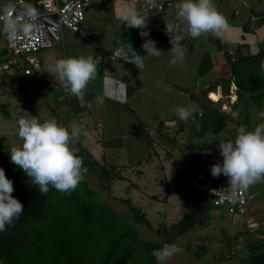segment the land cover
I'll return each instance as SVG.
<instances>
[{"label": "crops", "instance_id": "1", "mask_svg": "<svg viewBox=\"0 0 264 264\" xmlns=\"http://www.w3.org/2000/svg\"><path fill=\"white\" fill-rule=\"evenodd\" d=\"M17 2H19V6L23 9L27 10L30 8L37 11L31 0H0V13H4ZM84 2V36L74 34L73 39L66 40L63 38L61 30V44L48 49L51 51L45 50L47 51V55H40L39 58L34 55V58H37L40 64V72L33 76L35 80L36 76H40L46 82L53 83L62 88L56 76L49 72V68L57 60L88 56H92L94 59L101 55H113L115 57V48L119 45L129 44L136 54L143 57L147 53L142 48V45L146 41L151 40L155 42L156 48L163 53L159 57H144V66L138 69L133 63H128L123 59L118 60L115 57L109 63V70L105 75L108 77V80H101L97 77L92 80L91 85L86 88L84 100L80 101L76 99L79 105L85 106L83 110L91 114L90 108L87 106V98H95L97 96L103 98V104H99L96 99L94 102L97 113L94 116L95 123L104 121L102 124H106L105 121L108 115H122L124 119L128 120V127L133 128L134 120H136V127L143 128L146 124L145 121L154 124V119H159L158 116L154 115V108L163 106L167 110L168 115L165 119L160 117L162 120L157 123V133L161 134L162 131H165L166 135L162 134L161 137L175 139V141L176 139H180L181 143L183 141L184 146L185 144H191L193 141L184 140L187 135L184 133L185 128L182 127L190 124L194 125L196 119L194 118L192 121L191 117L187 123L179 120L176 115V108H189L192 110V116L195 117V113L199 116L203 112L200 105L204 102L200 99L204 94L203 91L208 85L215 83V87L221 86L223 89L225 98L223 99L222 107L224 111L231 115L230 119H232L212 129L215 132L216 129L219 130L221 128L219 130L220 133L226 136L224 142L229 141V139L234 141L237 129L242 125L247 130H253L256 125L264 123L258 116V109L248 101L245 94H243L241 100H237L234 83H230L227 87L221 81V79H226L230 76L229 59L233 61L238 54L254 55L264 50V37H262V40H254L248 36V34L253 33L251 32L252 29L258 30L260 26H264V0H213L216 9H224L223 15L231 18L229 25L232 29L234 27L235 35L229 34L227 30L219 36L208 34L202 35L204 37L201 40L199 38L193 39L184 33L183 26L181 25L173 33H169L170 36L182 37L180 44L185 50L183 61H177L175 65L170 63L171 59H173L169 54V50L172 47L169 42L171 37L166 33L165 25L179 23L176 14L178 10L177 5L181 0H155L156 4H161L163 8L160 11L150 13L142 12L139 10V7L142 4L151 3V0H84ZM220 4H222V7ZM125 9L135 11L147 19L146 28L132 29L123 26L121 15ZM227 21L229 22L228 19ZM239 29H241L242 33H247L248 42L245 39V35L242 33L238 34ZM141 31H146L148 35L142 37L140 35ZM200 42H207V44H211L212 46L207 45L209 46L208 48L202 47L199 45ZM251 42L253 44L258 43L255 51L249 48ZM193 49H198L199 51L192 55ZM203 57H208L209 66H207L208 70L205 74H200L198 65L203 60ZM262 66H264V60L261 63V71L264 74ZM96 76L102 77L103 75L97 72ZM230 93L232 97L229 100L227 96ZM213 98L217 99V96L213 95ZM234 98L237 101L233 107ZM161 101L163 105L160 104ZM201 101L202 103H200ZM197 122L195 123L197 124ZM114 125L116 124L109 123L105 125L107 129L111 128L110 130L106 129V133H112V137H114L112 139H121V132L112 130ZM200 163L205 165V168L202 170L211 174V166L222 163V157L216 153L212 157L203 156ZM218 178L227 181V177L223 175H220ZM262 189L264 190V187L260 182L245 190L249 198V207L246 213L248 218L246 226L248 228L245 226L247 230L243 232L247 239L245 242L249 239H264V209H262V206H264V192ZM252 201L253 203L250 204ZM231 224L233 225V221H231ZM250 234L251 236H249ZM234 235L236 238L240 237L241 232L238 230Z\"/></svg>", "mask_w": 264, "mask_h": 264}, {"label": "trees", "instance_id": "2", "mask_svg": "<svg viewBox=\"0 0 264 264\" xmlns=\"http://www.w3.org/2000/svg\"><path fill=\"white\" fill-rule=\"evenodd\" d=\"M202 59L199 73L205 74L209 61L208 57ZM263 60L264 50L254 55L238 54L233 61L229 59V78L221 79L227 87L234 83L237 100H241L245 94L259 112L264 110V74L261 71ZM98 73L102 75L101 72ZM33 74L22 73V76L31 77ZM33 82L36 83V80ZM215 84L208 85L203 91L204 94L200 98L204 101L200 102L203 112L199 116L197 113L194 114L198 122L196 126H194L196 121L194 122L192 131L196 130L198 136L232 120L231 115L223 110L224 101L214 103L207 96ZM211 97L213 98V95ZM73 101L69 108L74 110L73 115L76 116L85 106L79 105L75 96ZM236 101L232 103L233 107ZM0 109L5 116L8 115L6 105L1 104ZM118 142L119 139H115L107 141L106 145L114 147V143ZM72 148L82 159L83 166L88 172L99 179L103 191L111 190L113 180L124 179L121 172L113 173L115 170L124 169L123 167L120 169L116 166H100L85 147ZM10 149L11 147L6 145L0 136V168L4 170L6 178L13 182L14 191L11 195L23 205V213L19 219L6 226L5 231L0 232L2 264H158L151 255L153 250L162 248L164 244H171L177 237L190 231L201 218H206L207 224L211 226L210 220L214 216L212 211L216 208L200 192L192 178L197 170L205 168V165L200 163L203 156L212 157L219 153L212 143L199 142L196 146L197 153L189 165H183L180 161L174 163V191L182 198L187 212L178 221L173 220L168 224L163 217L164 222L161 221L157 227H153L147 213L130 199L120 198L131 213V222L123 221L112 208L97 200L94 189L84 179L70 194L55 189H51L46 195L41 194L38 187L30 183L23 170L11 163ZM151 197L158 199L156 195ZM167 198L168 195L165 196V200ZM218 212L219 216H228ZM132 224L145 226L161 241L143 239ZM224 237L228 260L238 259L233 244L234 242L239 244V237H234L235 240L229 235L224 234ZM208 240V237L202 238L198 243L188 245L187 250L203 264H222L221 254L217 257L212 255ZM239 245L244 252L239 264H264V239H249Z\"/></svg>", "mask_w": 264, "mask_h": 264}, {"label": "rangeland", "instance_id": "3", "mask_svg": "<svg viewBox=\"0 0 264 264\" xmlns=\"http://www.w3.org/2000/svg\"><path fill=\"white\" fill-rule=\"evenodd\" d=\"M220 5L222 7V4ZM217 11L223 15L224 9L221 10L219 8ZM223 16L227 18V16ZM227 19L230 24L231 18ZM239 30L238 34H241V29ZM251 32L253 33L248 34L250 39L262 40V37H264V26H260L258 30L252 29ZM62 33L63 38L66 40L73 39L74 37V34L65 28H62ZM228 33L235 35L234 27L233 29L231 27ZM242 34L245 35V39H247L246 41L248 42L247 33ZM4 36L3 26L0 23V105H6V112L8 114L5 116L0 109V136L4 143L9 147L18 144L15 130L17 121L21 118L36 116L38 120L42 121L55 119L59 126L67 128L69 132H71L73 126H78L81 129V135L78 139L70 141V147H85L93 159L99 162L98 164H100V166L124 168L119 171H113V173L121 172L124 179L113 180L111 190L106 192L101 189L99 179L93 174H90L87 168L83 166L84 180L94 189L99 202L112 208L123 221L128 223L131 222V213L128 206L122 202L120 198L130 199L135 205L140 207L143 212H146L147 218L150 220L153 227H157V225L163 221V217H165V223L167 224L170 221L174 220L176 222L182 218L187 210L183 206V200L180 195L174 191V163L180 161L183 165H189L193 160L192 157L197 153L196 146L199 142H212L214 148L216 147V150L219 152L218 146L225 143L224 141L226 138L224 134L220 133L219 130L221 128H219V130L216 129L215 132L211 130L198 136L196 135V130L192 131L193 127L197 124L194 126H192V124L186 125V127H182L185 128L184 133L187 135L184 140L190 141V139H192L191 141L193 142L191 144H185L184 146L183 141L181 143L180 139H176L175 141V139L161 137L162 134L164 135L166 133L165 131H162L161 134L157 133V123L162 120L161 118L165 119L168 115L167 110H165L163 106L154 108V115H156V117L158 116L159 119H154V124L145 121L146 124L143 128L136 127V120H134L135 123L133 122V128L128 127L129 122L127 119H124L122 115H108L105 121L106 124H102L104 121L95 123L94 116L97 115V113L96 104H94V102L96 101V97L85 99L87 104H92V107H89L91 114L81 110L79 114L75 116L73 115L74 110L69 108L74 102L73 96L68 94L63 87L60 88L58 85L46 82L43 77L36 76V83H34V74L31 77L22 76L21 72L24 65L21 59H17L18 64L11 66L8 70H1L3 63L11 59L7 51ZM203 37L204 36H201L199 40L203 39ZM250 44L251 46H249V48L255 51L258 43L253 44L251 42ZM199 45L206 48L209 47L207 45L212 46L211 44H207V42H200ZM198 51V49H193L192 55ZM37 53L31 56H37L39 58L40 55H47V51L45 50ZM202 61H200L198 69H200ZM262 68H264V66H262ZM19 74L22 77H20ZM96 77L101 80H108L107 76ZM91 83L92 81H90L87 86L91 85ZM160 104L163 105L162 101ZM57 118H59V121H57ZM193 119L194 116H192V121ZM109 123L116 124L112 127V130L121 132V139H119L118 143H114V147L106 145L107 141L115 140L112 139L114 138L112 137V133H106L107 128L105 125ZM108 129L110 130L111 128ZM261 185L264 187L263 182H261ZM153 195L158 196V199H153L151 197ZM166 195H168V198L165 200ZM251 203H253V201L250 202V204ZM248 207L249 205L247 206L246 213L248 212ZM262 209H264V206H262ZM218 213L217 209L212 211L214 216L210 220L211 226L207 224L208 220L206 218H201L190 231L177 237L171 244H176L182 251L169 259L166 264H203L196 260L187 249L188 245L196 244L205 237L209 238L207 244L211 252L213 251L212 255L217 257L221 254L222 259H220V262L222 264H239L240 258L244 255L243 249L241 248L242 246L239 244L247 240L245 238V233H243L247 230L245 228L248 219L246 213L241 217L219 216ZM231 221H233L234 226L231 224ZM132 226L139 232V235L143 239L152 242L161 241L154 232L145 226L135 224H132ZM246 227L248 228V226ZM238 230L241 232L238 239L239 244H235V242L233 244L238 259L234 258L229 261L227 258L228 254H226L224 234L234 238V234ZM249 236H251V234ZM239 251H241V254H239Z\"/></svg>", "mask_w": 264, "mask_h": 264}, {"label": "clouds", "instance_id": "4", "mask_svg": "<svg viewBox=\"0 0 264 264\" xmlns=\"http://www.w3.org/2000/svg\"><path fill=\"white\" fill-rule=\"evenodd\" d=\"M151 6L158 7L155 0H151ZM177 9L176 18L179 23L165 25L168 35L181 25L184 33L193 39L208 34L219 36L230 28L227 19L217 11L213 0H181ZM24 15L31 19L33 10L27 9ZM121 20L126 28L145 29L147 26V19L129 9L124 10ZM34 28L32 23L5 18V31L12 37L18 32L30 34ZM140 35L144 37L148 33L141 31ZM170 37L172 47L169 54L173 57L170 63L175 65L177 61H183L185 50L180 44L181 36ZM142 48L146 51V56L159 57L163 54L151 40L146 41ZM114 55L118 60L133 63L137 69L144 66L143 59L146 57L136 54L129 44L119 45L115 48ZM98 62L92 56L62 58L49 68V72L56 76L68 94L83 101L87 85L96 78ZM217 88H220V94ZM210 95L217 96V100ZM207 96L214 103L225 98L221 86L215 87ZM227 97L230 100L232 94ZM96 100L99 104L104 102L100 96ZM87 106L92 107V104L88 103ZM192 114L189 108H176L177 117L185 123ZM258 116L264 119V110ZM80 135L81 129L78 126H73L69 132L67 128L59 126L55 119L41 122L36 116L21 118L17 121L15 130L18 144L9 151L10 161L23 170L30 183L37 186L41 194L46 195L51 189L70 194L84 179L83 161L70 147V141L78 139ZM218 147L222 163L211 166L210 173L213 177H227L228 187L233 190H247L256 183L264 182V123L256 125L253 130L240 126L234 141L222 143ZM13 191V182L6 178L4 170L0 168V232L5 231L6 226L19 219L23 213V205L11 195ZM181 251L176 244H164L162 248L153 250L151 255L158 264H166Z\"/></svg>", "mask_w": 264, "mask_h": 264}, {"label": "built area", "instance_id": "5", "mask_svg": "<svg viewBox=\"0 0 264 264\" xmlns=\"http://www.w3.org/2000/svg\"><path fill=\"white\" fill-rule=\"evenodd\" d=\"M31 2L37 8V11L33 10L31 19L24 15L26 9L21 8L19 2L4 13H0L7 51L11 56L9 61L3 63L1 70H8L11 66L18 64L17 59H21L24 65L21 73L38 74L40 64L31 55L61 44L62 28L78 36H84V0H31ZM157 5L158 7L153 8L151 3H147L140 7L142 12L150 13L163 8L161 4ZM6 17L19 22L32 23L35 28L30 34L18 32L15 37H12L5 31ZM114 58L112 55L94 58L99 60L97 67L102 75L108 73L109 63ZM217 92L220 94V88H217ZM192 181L218 211L228 216H242L246 213L249 198L245 190H233L230 186L228 187L226 180L213 177L202 169L194 173Z\"/></svg>", "mask_w": 264, "mask_h": 264}, {"label": "water", "instance_id": "6", "mask_svg": "<svg viewBox=\"0 0 264 264\" xmlns=\"http://www.w3.org/2000/svg\"><path fill=\"white\" fill-rule=\"evenodd\" d=\"M0 264H2V263H0Z\"/></svg>", "mask_w": 264, "mask_h": 264}]
</instances>
